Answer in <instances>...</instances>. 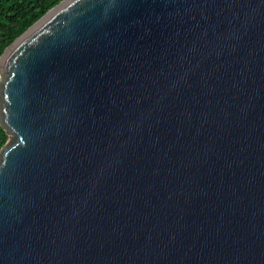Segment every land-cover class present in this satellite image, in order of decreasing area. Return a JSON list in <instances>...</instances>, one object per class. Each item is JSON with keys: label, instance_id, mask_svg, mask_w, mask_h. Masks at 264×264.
<instances>
[{"label": "water", "instance_id": "obj_1", "mask_svg": "<svg viewBox=\"0 0 264 264\" xmlns=\"http://www.w3.org/2000/svg\"><path fill=\"white\" fill-rule=\"evenodd\" d=\"M0 127V264H264V0H63Z\"/></svg>", "mask_w": 264, "mask_h": 264}, {"label": "trees", "instance_id": "obj_2", "mask_svg": "<svg viewBox=\"0 0 264 264\" xmlns=\"http://www.w3.org/2000/svg\"><path fill=\"white\" fill-rule=\"evenodd\" d=\"M63 0H0V56L3 51L50 9ZM8 136L0 127V149Z\"/></svg>", "mask_w": 264, "mask_h": 264}]
</instances>
